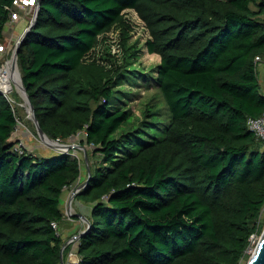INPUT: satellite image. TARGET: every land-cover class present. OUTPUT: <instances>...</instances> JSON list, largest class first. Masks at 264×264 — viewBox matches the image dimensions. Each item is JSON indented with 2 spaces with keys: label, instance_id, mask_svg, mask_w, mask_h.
I'll return each instance as SVG.
<instances>
[{
  "label": "trees",
  "instance_id": "trees-1",
  "mask_svg": "<svg viewBox=\"0 0 264 264\" xmlns=\"http://www.w3.org/2000/svg\"><path fill=\"white\" fill-rule=\"evenodd\" d=\"M12 3L0 0V42ZM39 4L18 50L22 82L46 135L84 133L97 159L76 196L91 204L77 264H247L264 229V139L247 125L264 114L255 61H264V0ZM127 10L160 57L157 94L139 115L115 90L136 70L94 54L117 28L123 54L135 56ZM17 127L0 93V264H61L72 243L59 232L60 204L83 163L69 152L19 154Z\"/></svg>",
  "mask_w": 264,
  "mask_h": 264
},
{
  "label": "rangeland",
  "instance_id": "rangeland-1",
  "mask_svg": "<svg viewBox=\"0 0 264 264\" xmlns=\"http://www.w3.org/2000/svg\"><path fill=\"white\" fill-rule=\"evenodd\" d=\"M252 8L255 9V6H252ZM18 10L20 12L19 21L9 22V24H7L4 28V40L2 42L8 46H15L19 38L18 34H22L24 32L25 28L23 29V27L25 23L27 22L28 25L30 24L35 12V8L32 6H22ZM125 18L132 26V29L129 33L128 44L134 46V49L136 50L135 56L126 57V54H123L122 48L119 44V29L117 28H113L106 35V37L100 41V44L94 51V54L97 57L107 55L108 58L106 57L104 60L102 59L104 63H118L119 65H122L123 70L126 69L122 72L124 74L129 72L128 70L138 71V73H136V71L129 73L127 77L128 79L124 77L121 84L115 87V90H121V94H123L124 99L126 96H128V107L131 108V110L136 115H139L144 103L151 100L157 94V90L155 89L154 69L159 64L160 57L156 54L148 53L145 47V42L149 38V32L146 29L144 22L138 17V15L133 10H127L125 11ZM262 19L264 20V16H262ZM258 70L259 80L262 91L264 92L263 63L259 64ZM11 83L12 90L9 94V98L12 101V105L19 120V128L17 129L18 131L13 133L12 140L15 142L18 138H20L25 143L26 149L38 156L53 155L58 152H69L71 156L77 155L82 160V173L79 180H77L63 192V202L60 204L63 212V222L59 226L60 233H62L63 230L69 229L74 222L72 219L77 213L78 215H76V217L79 221L77 222V227H73L76 228L77 231L81 229V232L86 227V221L84 218L89 220L91 204L76 199L77 194H74V192L79 189L87 179V176L91 172L90 164L96 162L97 159L92 154L90 146L82 141V133L79 136H75L68 140L59 141V143L70 145L67 150H62L59 147L45 142L38 134L33 120L29 117L28 111L24 106V101L19 87L15 82H13V80ZM82 188L83 187H81V189ZM66 211L72 215H66ZM77 231H75L76 234H74L78 236L80 232L77 233ZM71 237L72 235L64 237L66 243L70 242L69 240ZM259 237L257 238L254 235L251 237V245L248 248V253L250 256L254 251Z\"/></svg>",
  "mask_w": 264,
  "mask_h": 264
},
{
  "label": "built area",
  "instance_id": "built-area-1",
  "mask_svg": "<svg viewBox=\"0 0 264 264\" xmlns=\"http://www.w3.org/2000/svg\"><path fill=\"white\" fill-rule=\"evenodd\" d=\"M38 3H39V0H13V3L11 7L9 8L10 10V21L9 22H16L19 20L20 12L18 9L21 8L22 6H32L36 9ZM20 35H19V38H20ZM18 40L15 46H10V45L8 46L4 42H0V93L8 99L14 111L15 109L12 105V101L9 98V94L12 90V86L10 87V84H11L10 71H11V63L13 62L14 51L17 46ZM255 61L258 62L259 64L264 63V61L259 56L255 58ZM247 125H248V128L257 137L264 139V114L256 118L249 117L247 119ZM17 129L18 127L16 128L15 131H18ZM80 134L81 133H79L77 136H79ZM56 141L59 142L61 140L58 138L56 139ZM13 149L19 154L27 150L25 143L20 138H18L15 141ZM73 156H77V155H73ZM80 189L81 188H79L78 190ZM66 215L71 216L72 214L66 211ZM52 225L54 226V228H58L57 223L53 222ZM69 241H70L69 243H73V245L76 247L78 243V236L77 235L72 236ZM74 252H76V248ZM77 263H78V258L70 264H77Z\"/></svg>",
  "mask_w": 264,
  "mask_h": 264
},
{
  "label": "water",
  "instance_id": "water-1",
  "mask_svg": "<svg viewBox=\"0 0 264 264\" xmlns=\"http://www.w3.org/2000/svg\"><path fill=\"white\" fill-rule=\"evenodd\" d=\"M39 6L40 4L38 3L36 9H35V12H34V15L31 19V22L30 24L28 25V27L24 30V32L20 35V38L18 40V43H17V46L15 48V51H14V56H13V67H15V74L17 73L18 74V77H19V81H20V87H19V90H20V93H21V96L23 98V101H24V106L26 108V110L28 111V114H29V117L33 120L35 126H36V130L38 132V134L40 135V137L47 143H50L51 145H54L56 147H59L60 149L62 150H67L70 145H67V144H63V143H59L57 142L56 140L54 139H51L49 136L46 135V133L41 129L39 123H38V120L34 114V108L29 100V96L26 92V89L24 87V84L22 82V79H21V74H20V70H19V67H18V63H17V58H18V50H19V47H20V43H21V40L26 36L27 32L29 31V29L31 28V26L33 25V23L35 22L38 14H39ZM90 174V173H89ZM87 181L88 179H86L84 181V183L81 185V187H84L86 184H87ZM80 187V188H81ZM79 192V190L77 189L74 194H77ZM82 218H84L83 216H81ZM85 221H86V227L85 229H83L79 234H78V238L80 237V235L82 233H84V231L86 229H88L89 225H90V222L89 220H87L86 218H84ZM68 243V242H67ZM65 245L62 247V250L64 249ZM61 264H64V261L62 259V255H61ZM247 264H264V229L258 239V242L257 244L255 245V248H254V251L253 253L251 254V256L249 257V260L247 262Z\"/></svg>",
  "mask_w": 264,
  "mask_h": 264
},
{
  "label": "crops",
  "instance_id": "crops-1",
  "mask_svg": "<svg viewBox=\"0 0 264 264\" xmlns=\"http://www.w3.org/2000/svg\"><path fill=\"white\" fill-rule=\"evenodd\" d=\"M19 21V20H18ZM28 27V24H27V22L25 23V25H24V27H23V29L25 28H27ZM24 29V30H25ZM18 35H20V34H18ZM261 64V63H260ZM263 65H264V63H263ZM258 66H259V64H258ZM77 199V198H76ZM62 202H63V199H62ZM76 215H78L77 213H76ZM76 215H74V218L72 219V221H74L73 222V224L70 226V228L69 229H67V230H63L62 231V237L64 238L65 236H74L75 234H76V232L75 231H77L76 230V228H74L73 226H75V227H77V222L79 221V220H77V217H76ZM80 229V228H79ZM81 230V229H80ZM80 230H78L77 231V233L78 232H80ZM75 233V234H74ZM75 246L73 245V243L71 244V247L69 248V250H68V252H67V254H66V256H65V259H64V264H70V263H72V262H74L77 258H78V255H77V253L76 252H74V250H75Z\"/></svg>",
  "mask_w": 264,
  "mask_h": 264
},
{
  "label": "bare ground",
  "instance_id": "bare-ground-1",
  "mask_svg": "<svg viewBox=\"0 0 264 264\" xmlns=\"http://www.w3.org/2000/svg\"><path fill=\"white\" fill-rule=\"evenodd\" d=\"M15 67H13V62L11 63V71H10V77H11V81L13 80V82H15L17 84L18 87H20V81H19V77L18 74H15ZM12 86V83L10 84V87Z\"/></svg>",
  "mask_w": 264,
  "mask_h": 264
}]
</instances>
